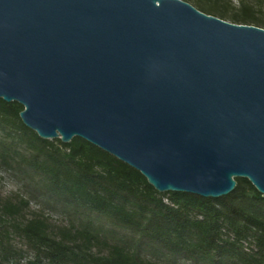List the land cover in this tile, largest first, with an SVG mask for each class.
I'll return each instance as SVG.
<instances>
[{"label": "water", "instance_id": "obj_1", "mask_svg": "<svg viewBox=\"0 0 264 264\" xmlns=\"http://www.w3.org/2000/svg\"><path fill=\"white\" fill-rule=\"evenodd\" d=\"M0 98L159 192L264 197V28L185 0H0Z\"/></svg>", "mask_w": 264, "mask_h": 264}, {"label": "trees", "instance_id": "obj_2", "mask_svg": "<svg viewBox=\"0 0 264 264\" xmlns=\"http://www.w3.org/2000/svg\"><path fill=\"white\" fill-rule=\"evenodd\" d=\"M185 1L264 28V0ZM22 109L0 98V170L17 187L0 195V264H264V197L247 178L217 198L159 192L81 137H39Z\"/></svg>", "mask_w": 264, "mask_h": 264}, {"label": "rangeland", "instance_id": "obj_3", "mask_svg": "<svg viewBox=\"0 0 264 264\" xmlns=\"http://www.w3.org/2000/svg\"><path fill=\"white\" fill-rule=\"evenodd\" d=\"M233 3L236 5V2ZM259 14H261V16H264V5L261 7ZM16 188L17 187L12 179L5 172L0 170V195H6L11 191H15Z\"/></svg>", "mask_w": 264, "mask_h": 264}]
</instances>
